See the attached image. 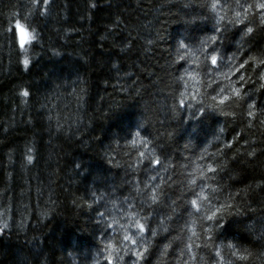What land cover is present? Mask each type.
Instances as JSON below:
<instances>
[{
	"label": "trees",
	"instance_id": "16d2710c",
	"mask_svg": "<svg viewBox=\"0 0 264 264\" xmlns=\"http://www.w3.org/2000/svg\"><path fill=\"white\" fill-rule=\"evenodd\" d=\"M259 3L0 0V264H264Z\"/></svg>",
	"mask_w": 264,
	"mask_h": 264
},
{
	"label": "snow or ice",
	"instance_id": "6c2138e0",
	"mask_svg": "<svg viewBox=\"0 0 264 264\" xmlns=\"http://www.w3.org/2000/svg\"><path fill=\"white\" fill-rule=\"evenodd\" d=\"M44 3H47V0H44ZM213 7H215V5H213ZM251 7H259L261 10H264V3H259L258 5H249V8H251ZM225 30H226V29H225ZM247 31H248L249 33H251V32H252V29H251V28H248ZM33 39H35V36H33ZM210 39H211V43H212L213 45H215V44H217V43L219 42V39H220V38L217 37V36H213V37H211ZM210 53H215V48H211V49H210ZM210 59H211V63H212L213 65H216V64L218 63V55H217V54H210ZM25 63H27V60L25 61ZM262 63H264V62H262ZM241 67H243V65H241ZM24 95H27V93L25 92ZM236 95H237V96L240 95L239 90H236ZM225 99H227V97H225ZM249 107L251 108V107H253V105H249ZM248 114H249V116H252V115H253L252 112H249ZM142 155H143V154H142ZM249 155H254V153H249ZM155 163H156V164H159L160 161L157 160V161H155ZM155 199H156V198L153 197V201H155ZM191 204L195 206V205H197V201H196V200H192V201H191ZM197 211H200V208H199V207H197ZM217 211H218V209H217ZM201 219H202V220H203V219H207L208 221H215V226H216L217 228H223V227H224V225L221 224L220 221H219V219L217 218V216H216V212H215V211L212 212L211 215H207V214H205V216H204V217H201ZM135 225H136V227L138 228V230H139L141 233L147 231L143 223H140L139 221H136V222H135ZM211 230H212L211 228L207 229V231H211ZM152 234L155 235L154 232H153ZM123 239L126 240V241H131V243H132L133 245H135V244L138 243L137 240L133 239L132 236H130V235H128V234H125L124 237H123ZM140 242L143 243V237H141ZM147 252H148V248L145 246V247L143 248V251H139V250H138V251H136V252L134 253V255H136V256H137L138 258H140V259H143L145 253H147ZM244 258H245V257H241V259H244ZM110 259H111V257H110Z\"/></svg>",
	"mask_w": 264,
	"mask_h": 264
},
{
	"label": "bare ground",
	"instance_id": "6f19581e",
	"mask_svg": "<svg viewBox=\"0 0 264 264\" xmlns=\"http://www.w3.org/2000/svg\"><path fill=\"white\" fill-rule=\"evenodd\" d=\"M216 15V14H215ZM41 36V35H40ZM76 42V41H75ZM63 45V44H62ZM74 46V45H73ZM46 48V47H45ZM49 48V47H48ZM55 48V47H54ZM82 48V47H81ZM211 48V47H210ZM56 50V49H55ZM58 51V50H57ZM66 51V50H65ZM113 57V56H112ZM105 67V66H104ZM66 73V72H65ZM88 86V85H87ZM218 93V92H217ZM76 94V93H75ZM77 95V94H76ZM75 99V98H74ZM74 108V107H73ZM69 112V111H68ZM136 121V120H135ZM142 121V120H141ZM73 124V123H72ZM123 128V127H122ZM78 132V131H77ZM69 133V132H68ZM79 137V136H78ZM153 146V145H152ZM103 147V146H102ZM119 148V147H118ZM145 150V149H144ZM125 151V150H124ZM141 153V152H140ZM158 156V155H157ZM85 160V159H84ZM141 161V160H140ZM138 162V161H137ZM162 166V164H161ZM149 170V169H148ZM147 178V177H146ZM145 179V178H144ZM157 188V187H156ZM122 193V192H121ZM192 200V199H191ZM199 202V201H198ZM149 204V203H148ZM195 208V207H194ZM123 223V222H122ZM160 223V222H159ZM158 225V224H157ZM124 226V225H123ZM153 226V225H152ZM165 226V225H164ZM113 227V226H112ZM111 232V231H110ZM120 232V231H119ZM106 238V237H105ZM111 246V245H110ZM114 249V248H113ZM113 253V252H112ZM111 260V259H109Z\"/></svg>",
	"mask_w": 264,
	"mask_h": 264
}]
</instances>
